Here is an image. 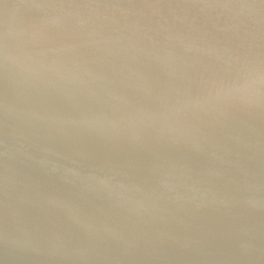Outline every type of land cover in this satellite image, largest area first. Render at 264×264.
<instances>
[{
  "label": "water",
  "instance_id": "1",
  "mask_svg": "<svg viewBox=\"0 0 264 264\" xmlns=\"http://www.w3.org/2000/svg\"><path fill=\"white\" fill-rule=\"evenodd\" d=\"M0 264H264V0H0Z\"/></svg>",
  "mask_w": 264,
  "mask_h": 264
}]
</instances>
